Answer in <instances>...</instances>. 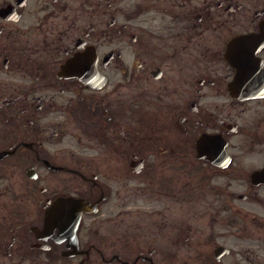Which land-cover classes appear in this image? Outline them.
Masks as SVG:
<instances>
[{
	"label": "flooded vegetation",
	"instance_id": "flooded-vegetation-1",
	"mask_svg": "<svg viewBox=\"0 0 264 264\" xmlns=\"http://www.w3.org/2000/svg\"><path fill=\"white\" fill-rule=\"evenodd\" d=\"M0 264H264V0H0Z\"/></svg>",
	"mask_w": 264,
	"mask_h": 264
}]
</instances>
